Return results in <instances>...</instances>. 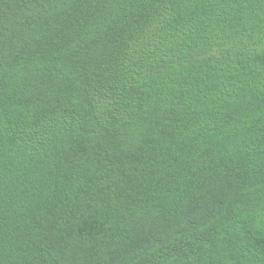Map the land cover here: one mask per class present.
I'll return each mask as SVG.
<instances>
[{
	"label": "trees",
	"instance_id": "obj_1",
	"mask_svg": "<svg viewBox=\"0 0 264 264\" xmlns=\"http://www.w3.org/2000/svg\"><path fill=\"white\" fill-rule=\"evenodd\" d=\"M0 264H264V0H0Z\"/></svg>",
	"mask_w": 264,
	"mask_h": 264
}]
</instances>
